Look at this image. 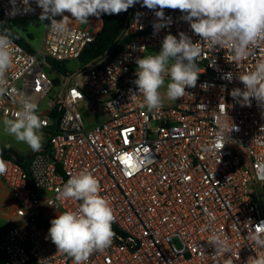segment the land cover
<instances>
[{
  "label": "built area",
  "instance_id": "1",
  "mask_svg": "<svg viewBox=\"0 0 264 264\" xmlns=\"http://www.w3.org/2000/svg\"><path fill=\"white\" fill-rule=\"evenodd\" d=\"M142 3L118 15L90 16L87 24L70 20L67 37L47 26L37 51L13 40L0 115L12 118L19 94H27L46 121L47 144L31 155L27 168L0 156L7 162L0 178L19 217L0 233L4 264H74L48 238V229L58 214L78 209L79 202L58 199V190L85 169L98 179L100 195L115 215L111 246L92 253L85 264H247L257 254L249 236L264 222V105L253 99L250 107H242L231 91L244 89L238 76L264 59V44L235 60L226 49H209L179 10L164 9L171 23L156 31L159 9ZM16 7L20 11L12 15L10 0H0L8 21L42 11L35 0H30L32 12L25 13L20 0ZM106 16L123 19L114 49L81 62ZM181 32L202 43L197 85L173 103L148 111L134 84L135 61L148 48L162 46L166 35L179 39ZM69 61H78V68L53 66ZM227 73L231 81L223 78ZM233 124L238 130L229 133L220 152L205 150L221 127L227 132ZM216 233L227 240L228 252L215 253L208 243Z\"/></svg>",
  "mask_w": 264,
  "mask_h": 264
},
{
  "label": "clouds",
  "instance_id": "2",
  "mask_svg": "<svg viewBox=\"0 0 264 264\" xmlns=\"http://www.w3.org/2000/svg\"><path fill=\"white\" fill-rule=\"evenodd\" d=\"M139 0H35L42 10L40 21H50L49 28L56 34L67 37L71 35L69 21L81 24L89 23L90 16L103 14L118 15L133 7ZM13 8L10 14L20 11L17 0H10ZM25 13L32 12L30 0H20ZM142 6L155 12L160 23L154 25L159 31L171 23V17L165 19L164 9L179 10L184 13L182 19L189 23L194 34L201 37L209 49H226L235 60H243L264 44V0H143ZM65 13H69L65 15ZM62 17L57 20L56 17ZM201 42L193 43L185 33H179V39L168 34L162 41L158 54H149L137 58V70L134 84L138 95L143 97L142 107L148 111L163 107L164 96L176 101L185 96L186 88L197 85L202 73L197 60L202 55ZM14 43L7 31L0 33V96L8 92L6 73L13 63ZM170 78L164 96L161 88L165 79ZM223 78L232 80V73ZM244 89L234 88L231 96L242 107L251 106L255 99L258 105H264V59L258 60L253 70L238 76ZM133 97L137 94H132ZM19 108L12 118L3 120L4 130L18 142H23L33 152L42 149L46 121L38 114V104L30 96L19 94ZM238 130L233 127L225 131L221 127L211 146L206 151H218L228 144L229 133ZM7 170V162L0 158V175ZM100 183L88 170L73 174L58 190V199L79 202L76 210L63 211L50 221L48 238L61 253L72 257L74 264H85L89 256L96 251L110 247L115 233L114 210L110 202L100 195ZM260 231H253L249 238L256 245V255L250 256L247 264H264V222L258 224ZM208 243L215 253L229 251L227 240L218 233L213 234ZM231 264V261L228 262Z\"/></svg>",
  "mask_w": 264,
  "mask_h": 264
},
{
  "label": "rangeland",
  "instance_id": "3",
  "mask_svg": "<svg viewBox=\"0 0 264 264\" xmlns=\"http://www.w3.org/2000/svg\"><path fill=\"white\" fill-rule=\"evenodd\" d=\"M1 16V14H0ZM40 14L25 18V19H17L11 21L12 28L17 31L19 35H21L23 38H25L32 48V50H39L42 46V43L44 41V36L47 30V24L49 21L45 20L44 22H41ZM161 50V46L155 47V48H148L144 56L149 54H158ZM65 66L67 70L72 71L78 68L79 62L78 61H69L65 63ZM170 82V78L165 79V87L161 88V94L164 96V93L166 92V85ZM163 102L165 103H173L174 101L168 100L166 96H164ZM5 117H2L0 115V149L1 150H7L11 149L14 152L20 154L23 152H29L31 149H29L28 145L23 142H18L14 139L13 136L7 134L4 130L3 120ZM48 225L45 224L44 227H47Z\"/></svg>",
  "mask_w": 264,
  "mask_h": 264
},
{
  "label": "trees",
  "instance_id": "4",
  "mask_svg": "<svg viewBox=\"0 0 264 264\" xmlns=\"http://www.w3.org/2000/svg\"><path fill=\"white\" fill-rule=\"evenodd\" d=\"M1 14V13H0ZM11 21L6 20L3 15L1 14L0 16V31L5 32L10 34V38L19 44L23 45L27 50L32 51V48L28 44L27 40L23 38L21 35L15 31L12 26H11ZM104 28L101 34H99L97 40L86 49L84 54L82 55L81 59H79L81 62L85 63L89 61V59L96 57L98 55H101L105 53L106 51H111L115 47V43L120 36L119 34L121 33L122 30V25H123V19L122 17H116V16H106L105 17V22H104ZM54 68L57 70H64L66 71L65 65L63 63H54L53 64ZM0 156H5L8 158H12L11 155L9 154L8 151H4L0 149ZM24 160H27L26 157H19L17 161L20 163ZM21 163L23 166L24 163ZM28 162V161H27ZM26 167V166H25ZM4 258L0 257V264H4Z\"/></svg>",
  "mask_w": 264,
  "mask_h": 264
},
{
  "label": "crops",
  "instance_id": "5",
  "mask_svg": "<svg viewBox=\"0 0 264 264\" xmlns=\"http://www.w3.org/2000/svg\"><path fill=\"white\" fill-rule=\"evenodd\" d=\"M46 144H47V138L44 136L42 148H44ZM4 151H8L11 157L14 158L15 160L19 159V157L21 158L26 157L27 160H24V162L22 161L24 165L26 166V168L29 166V163H30L29 160H30L31 155L34 153L32 150H30L29 152H23L20 154L14 152L11 149H7ZM12 155H14V157ZM15 210H16V207H15V203H14L11 191L3 183V181L0 178V233L8 230L13 225L19 222V217L17 216V213L15 212Z\"/></svg>",
  "mask_w": 264,
  "mask_h": 264
},
{
  "label": "water",
  "instance_id": "6",
  "mask_svg": "<svg viewBox=\"0 0 264 264\" xmlns=\"http://www.w3.org/2000/svg\"><path fill=\"white\" fill-rule=\"evenodd\" d=\"M14 157V155H12ZM16 158V157H15Z\"/></svg>",
  "mask_w": 264,
  "mask_h": 264
}]
</instances>
